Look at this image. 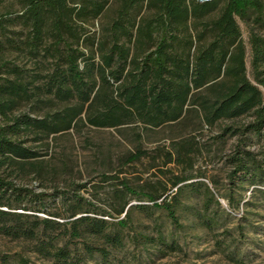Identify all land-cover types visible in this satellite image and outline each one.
<instances>
[{
  "label": "trees",
  "instance_id": "trees-1",
  "mask_svg": "<svg viewBox=\"0 0 264 264\" xmlns=\"http://www.w3.org/2000/svg\"><path fill=\"white\" fill-rule=\"evenodd\" d=\"M8 1L0 0V7ZM20 1L23 10L15 18L0 14V52H24L37 68L30 73L7 63L0 66V234L35 241V253L58 263L81 264V257L69 248L74 240L82 242L86 256L99 254L105 260L109 250L87 241H103L112 249L123 246L122 230L129 227L131 215L126 196L147 199L166 213L176 229L182 228L177 208L186 176L172 175L171 190L159 182L161 193L149 185L137 190L118 176H102V183L115 181L121 188L113 196L117 214L114 232L109 231L112 224L92 212L94 204L80 195L84 185L54 187L50 194L26 186L27 175L37 180L43 172L34 144L80 126L155 129L179 122L193 108L199 126L211 128L220 121L251 114L252 122L223 127L217 138H240L228 160L233 166L228 174L231 186L244 177L253 185L264 184V150L259 158L245 150L243 141L248 134L260 137L264 132L260 90L264 91V38L253 35L249 40L251 82L236 23V18L243 20L249 12L263 17L264 0H212L204 4L195 0H120L114 19L101 35L91 34L87 26L102 16L111 0ZM144 3L147 13L140 16ZM18 26L25 31L23 40L9 37L10 28ZM22 109L32 114L47 111L32 116ZM199 151L194 138L182 139L166 152L156 151V158L136 150L124 163L162 159L163 165L182 168L185 173L193 171L194 155ZM205 192L203 210L207 212L214 194L208 187ZM257 192L264 196V190ZM55 200L60 210L52 213L48 203ZM215 204L220 206L218 201ZM39 214L48 218L41 219ZM203 223L212 229L214 217L205 218ZM60 238L68 240L57 246ZM136 240L179 249L174 243L168 246L161 234L157 238L140 235ZM18 263L29 264L22 258ZM0 264H9V257L0 256Z\"/></svg>",
  "mask_w": 264,
  "mask_h": 264
},
{
  "label": "rangeland",
  "instance_id": "rangeland-1",
  "mask_svg": "<svg viewBox=\"0 0 264 264\" xmlns=\"http://www.w3.org/2000/svg\"><path fill=\"white\" fill-rule=\"evenodd\" d=\"M222 4L223 2H220L219 7ZM119 5L120 0H111L102 16L88 24L90 33L101 35L104 28L114 19ZM22 10L20 0H10L0 7V14L15 18ZM146 13L144 3L140 16ZM216 14L215 12L211 16ZM236 23L245 45L247 77L254 82L249 40L253 35L264 38V16L258 18L256 14L249 12L243 20L236 18ZM10 30V38L24 39L25 31L20 26ZM13 32L19 34L15 35ZM2 63H7L9 67L17 66L30 73L35 72L37 68L35 61L29 59L26 53L10 49L0 52V66ZM260 90L263 92L264 101V91L261 88ZM193 110L189 108L179 122L155 129L144 130L136 125L113 129L80 126L52 135L42 144H34L40 154L37 161L41 163L43 172L41 179L36 180L33 175H27L23 183L36 192L46 191L48 194L52 193L54 187L64 189L73 183L84 185L80 195L94 204L91 210L97 214V218L112 224L110 232H114L113 225L117 218L113 209V196L114 192L121 188L115 181L102 183V176H118L127 180L129 185L137 190L149 185L160 193L162 185L167 186L168 190L172 189L169 183L172 175H182L188 179L180 185L183 192L177 215L181 229H176L166 213L153 207L147 199L126 196L125 201L131 215L128 220L129 227L122 230L123 246L112 249L103 241L88 239L87 242L93 246H103L109 250L110 255L104 260L99 254L86 256L82 242L74 240L69 248L81 257V264H264V196L257 192L264 190V184L253 185L249 177H244L231 186L228 174L233 166L228 160L240 138H217L223 127L246 125L252 122L254 117L248 114L236 120L220 121L209 128L199 126V120ZM22 111L32 116H42L47 109L33 114L26 109ZM189 138H194L200 147V151L194 155L193 171L183 173L182 168L163 165L162 159L153 162L150 158H142L137 163H124L136 150L145 151L156 158V151L166 152L173 142ZM243 141L245 150L260 158L264 150V132L260 137L248 134ZM159 182L162 185H157ZM205 187L214 194V202L207 212L203 210V203L207 198ZM172 191L175 192L176 189ZM56 200L48 203L47 209L52 213L60 210ZM216 201L220 202V206L215 204ZM142 206L147 209L142 210ZM108 214L111 216L108 217ZM90 216L95 217L93 214ZM212 216L214 227L209 229L203 222L205 218ZM39 217L48 218L45 214H39ZM123 218L124 215L119 219ZM53 219L63 222L61 219ZM158 234L162 235L168 246L174 243L179 249H165L159 244L144 245L136 240L140 235L157 238ZM65 240L68 238H60L55 243L62 246ZM35 246V241L13 240L0 234V256H8L9 264H19L20 258L29 264H65L38 255L35 253Z\"/></svg>",
  "mask_w": 264,
  "mask_h": 264
},
{
  "label": "water",
  "instance_id": "water-1",
  "mask_svg": "<svg viewBox=\"0 0 264 264\" xmlns=\"http://www.w3.org/2000/svg\"><path fill=\"white\" fill-rule=\"evenodd\" d=\"M197 3L199 4H204V3H209L211 2L212 0H195Z\"/></svg>",
  "mask_w": 264,
  "mask_h": 264
}]
</instances>
